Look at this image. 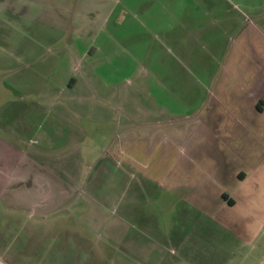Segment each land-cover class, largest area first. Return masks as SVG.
<instances>
[{"label":"rangeland","instance_id":"rangeland-1","mask_svg":"<svg viewBox=\"0 0 264 264\" xmlns=\"http://www.w3.org/2000/svg\"><path fill=\"white\" fill-rule=\"evenodd\" d=\"M55 3L36 21L30 0H1V257L148 264L156 245L146 234L153 244L180 208L159 182L167 171L202 174L214 157L203 146L206 101L221 78L255 77L264 0H72L67 12ZM63 46L72 67L85 57L82 70ZM161 122L169 133L152 136ZM165 138L193 160L182 151L174 165ZM21 142L43 151L22 154Z\"/></svg>","mask_w":264,"mask_h":264},{"label":"crops","instance_id":"crops-1","mask_svg":"<svg viewBox=\"0 0 264 264\" xmlns=\"http://www.w3.org/2000/svg\"><path fill=\"white\" fill-rule=\"evenodd\" d=\"M30 1L31 5L39 6L35 11L32 7L37 21L51 11L53 1L63 7L61 12H67L72 0ZM76 3L85 4V0H76ZM261 15L256 12V17ZM63 49L66 51L65 63L69 64V48L63 46L61 51ZM55 50L51 49V52ZM93 50V47L90 48V51ZM83 59L85 57L77 54L74 61L76 66L72 67L70 63L71 69L82 70ZM254 61L253 80L221 78L206 101L208 143L203 146L214 157L205 160L206 164L204 167L202 165L204 172L174 176L167 171L165 175H170L168 182L164 187L159 182V187L173 195L174 204L180 206L176 214L181 219L173 214L168 223H159L157 240L154 239L153 244L151 235L146 234L145 239L149 241L146 243L156 245L153 251L156 254L149 257L148 264H264V46L256 48ZM77 73L78 76H68V88H73L78 77L82 76L79 71ZM152 113L160 115L159 111ZM139 125H142L139 133H146L148 123ZM157 125L156 130H150L152 136L169 133L171 126H166L165 122ZM176 135L180 137V133ZM18 146L22 154L29 156L43 151L22 142ZM164 146L167 154L174 156V165L182 164V151L189 161L193 160V150L189 146L186 149L181 141L167 142L165 138ZM76 177H80V174ZM61 178L69 183L68 174H62ZM13 190L9 189L11 192ZM2 192L4 189L0 188V214L4 209V204H1ZM4 202L7 201L4 199ZM10 210L16 211L14 208ZM18 211L27 214L23 208ZM34 220L37 219L33 217ZM85 243L83 239L80 245ZM24 257L23 260L36 264L34 254ZM75 258L74 264H78L79 255ZM92 258L94 263L96 260L100 263L98 254H92ZM46 260L48 264L50 261ZM51 262L70 264V257L62 256ZM0 264H7L1 257V250Z\"/></svg>","mask_w":264,"mask_h":264}]
</instances>
